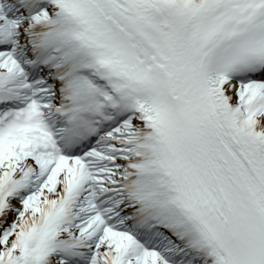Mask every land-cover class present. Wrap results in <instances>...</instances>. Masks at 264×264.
<instances>
[{
	"label": "snow or ice",
	"instance_id": "1",
	"mask_svg": "<svg viewBox=\"0 0 264 264\" xmlns=\"http://www.w3.org/2000/svg\"><path fill=\"white\" fill-rule=\"evenodd\" d=\"M0 264H264V0H0Z\"/></svg>",
	"mask_w": 264,
	"mask_h": 264
}]
</instances>
